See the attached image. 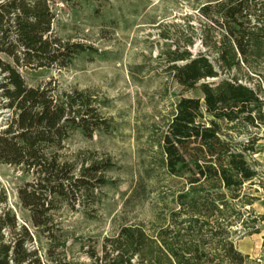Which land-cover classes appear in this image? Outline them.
<instances>
[{
  "label": "trees",
  "instance_id": "obj_1",
  "mask_svg": "<svg viewBox=\"0 0 264 264\" xmlns=\"http://www.w3.org/2000/svg\"><path fill=\"white\" fill-rule=\"evenodd\" d=\"M198 13L210 25L203 27V45L213 58L192 56L189 39L172 48L165 44L164 55L173 82L184 91L197 89L202 97L179 98L153 134L152 164L171 178L188 175V188L173 198L176 210L168 219L158 216L148 232L124 223L102 241L99 254L88 252L90 264L243 262L228 240V229L240 218L222 191L235 199L243 184L256 177L247 161L255 142L250 136L244 142L233 140L219 122L231 124L233 131L264 126L263 88H248L236 76L253 74L264 82V0H210ZM54 18L53 0H0V108L8 114L0 130V164L29 177L16 191L19 208L27 213L24 224L0 188V264L53 262L52 252L64 242L55 236L59 228L51 213L62 205L71 211L83 206L96 188L106 185L105 173L113 168L108 159L77 165L59 154L72 132L89 138L108 131L96 100L85 91L58 92L52 81L28 87L19 74L65 68L82 53H96L53 38ZM226 74L231 78L222 77ZM233 214L235 221L230 220ZM257 233L251 228L246 234ZM41 236L49 243L43 255L27 246Z\"/></svg>",
  "mask_w": 264,
  "mask_h": 264
},
{
  "label": "rangeland",
  "instance_id": "obj_2",
  "mask_svg": "<svg viewBox=\"0 0 264 264\" xmlns=\"http://www.w3.org/2000/svg\"><path fill=\"white\" fill-rule=\"evenodd\" d=\"M210 0H53L52 37L61 43H77L96 53H82L65 68L22 70L19 74L28 87L52 81L58 92H88L97 102L99 114L109 123L108 131L84 137L75 131L68 135L59 152L61 159L89 164L90 160L108 159L113 168L105 173L107 183L96 188L83 206L71 211L62 205L51 213L59 228L64 247L52 252L47 264H90L88 252L99 254L102 241L113 236L124 223L140 225L146 232L168 219L176 209L173 198L188 188V175L171 178L152 164L154 132L162 127L181 97L201 98L195 89L184 91L166 73L164 45L189 39L187 50L213 58L203 45V20L198 8ZM166 36L167 39H162ZM9 63L10 60H8ZM232 75V74H231ZM239 83L255 90L264 82L253 74H236ZM223 78H231L228 74ZM0 108V130L8 117ZM205 120L209 119L204 115ZM222 132L233 140H254L256 157L247 160L256 177L244 183L237 198L222 191L234 214L240 218L228 230V240L244 258L242 264H259L256 252L264 242L253 241L264 234V137L253 128L229 129L220 121ZM29 177L18 169L0 164V188L6 204L20 224L27 213L19 208L17 189ZM251 200V205L246 202ZM230 217L235 221L236 215ZM243 222V224H242ZM251 228L257 234L247 235ZM41 255L49 248L45 237H35L27 245ZM48 260V259H46ZM50 260V259H49Z\"/></svg>",
  "mask_w": 264,
  "mask_h": 264
},
{
  "label": "crops",
  "instance_id": "obj_3",
  "mask_svg": "<svg viewBox=\"0 0 264 264\" xmlns=\"http://www.w3.org/2000/svg\"><path fill=\"white\" fill-rule=\"evenodd\" d=\"M252 236H255V235H252ZM253 239V241H259V242H264V234H261L260 236H259V238H252ZM256 256H258V263L259 264H264V244H263V248H262V250H260V251H258V252H256V254H255Z\"/></svg>",
  "mask_w": 264,
  "mask_h": 264
},
{
  "label": "built area",
  "instance_id": "obj_4",
  "mask_svg": "<svg viewBox=\"0 0 264 264\" xmlns=\"http://www.w3.org/2000/svg\"><path fill=\"white\" fill-rule=\"evenodd\" d=\"M260 98V100L263 102V104H264V98H261V97H259ZM262 112L264 113V105H263V109H262ZM257 127L255 128L256 130H259L260 132H262L263 134L261 135V136H263L264 137V126H262V125H256ZM247 140V139H246ZM245 140V141H246ZM256 157V155H255V152L253 151V152H247V160H251L252 158H255Z\"/></svg>",
  "mask_w": 264,
  "mask_h": 264
}]
</instances>
